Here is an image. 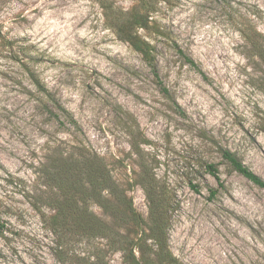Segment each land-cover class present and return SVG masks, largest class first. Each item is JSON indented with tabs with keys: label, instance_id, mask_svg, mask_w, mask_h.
I'll return each mask as SVG.
<instances>
[{
	"label": "rangeland",
	"instance_id": "rangeland-1",
	"mask_svg": "<svg viewBox=\"0 0 264 264\" xmlns=\"http://www.w3.org/2000/svg\"><path fill=\"white\" fill-rule=\"evenodd\" d=\"M149 3L139 34L168 95L112 26ZM248 17L264 33V0H0V264H126L106 239L55 235L53 209L32 205L47 166L81 148L106 162L145 221L139 177L151 166L172 194L169 244L183 263L264 264V188L221 152L264 179V62L237 30Z\"/></svg>",
	"mask_w": 264,
	"mask_h": 264
},
{
	"label": "trees",
	"instance_id": "trees-1",
	"mask_svg": "<svg viewBox=\"0 0 264 264\" xmlns=\"http://www.w3.org/2000/svg\"><path fill=\"white\" fill-rule=\"evenodd\" d=\"M153 10V4L149 3L141 12L121 11L117 18L118 23L112 26L122 39L142 55L161 90L168 95L169 90L160 78L155 47L139 34L140 28L149 26L150 13ZM237 30L249 51L264 62V33L249 17L238 23ZM179 51L190 64L196 65L191 57L185 55L181 49ZM41 88L46 90L45 86ZM131 144L135 151L140 152V142L133 141ZM221 152L232 169L264 188V179L234 152L227 148L221 149ZM205 170L217 179L220 178L219 168L215 163H207ZM139 182L149 201L148 221L136 210L127 189L117 182L106 162L98 154L81 148L76 154H62L57 163L47 166L43 181L45 195L41 194L32 205L39 212H42L43 205L53 209L54 214L46 220L55 235L63 237L72 233L88 238L106 239L110 249L123 253L126 264H185L172 252L169 244L170 211L173 203L171 191L147 163H143ZM189 184L196 192L201 190L199 183L190 181ZM210 191L212 196L217 193L213 188ZM93 204L102 208L113 222L110 224L100 218L93 211ZM126 226L127 231H124ZM92 264L110 263L97 258Z\"/></svg>",
	"mask_w": 264,
	"mask_h": 264
}]
</instances>
